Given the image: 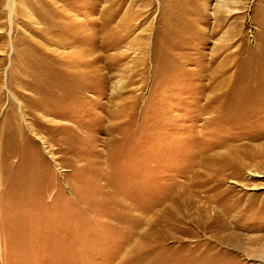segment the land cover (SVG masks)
Instances as JSON below:
<instances>
[{"label": "rangeland", "instance_id": "obj_1", "mask_svg": "<svg viewBox=\"0 0 264 264\" xmlns=\"http://www.w3.org/2000/svg\"><path fill=\"white\" fill-rule=\"evenodd\" d=\"M248 201L264 0H0V264H264Z\"/></svg>", "mask_w": 264, "mask_h": 264}, {"label": "bare ground", "instance_id": "obj_2", "mask_svg": "<svg viewBox=\"0 0 264 264\" xmlns=\"http://www.w3.org/2000/svg\"><path fill=\"white\" fill-rule=\"evenodd\" d=\"M85 53H86L85 48L80 45L68 57L69 60H67V62L68 63L71 62L72 65L74 64L75 65L74 66L75 69H77L74 72H71L73 78L77 77V76L80 77V78H84L85 77V76H83L84 75V73H83L84 69H82L83 56H84ZM65 69H67V67H65ZM79 85H81V84H79ZM14 115H16V114H14ZM256 119H257L256 116H252L251 121H255ZM252 154H253V152H252ZM252 154H251V151H248L246 149H242V150H240V158L239 159L229 158L228 161H227V164H230V167L232 169H235V174L238 175L240 170H241V168H242L243 159L248 157V156H250V155H252ZM226 168H228V166H226ZM208 169H212V166H208ZM195 172H197L198 174H202L197 169H195ZM210 182H212L213 185H211V184L210 185H206L205 186L206 190H215L216 188L219 189L221 187L220 181H211L210 180ZM221 191L223 193L226 192L224 189H222ZM225 201H226L225 197H221V198H217L216 199V202H217V204L219 205V208H220L218 214L220 216H222V217H225V215L228 216V215L231 214V213L228 214L230 212V206L228 204L226 205ZM255 204H256V202H254V201H248L247 206L251 207V208H249L243 214L240 213L238 220L243 219L246 227L253 226L254 229H258V230H262L263 229L264 230V215H263L264 214V202L260 203V208L258 210H256V211L253 209ZM234 222H236V221H234ZM215 223H216V218H214L211 222H209V220H207V219H204V221H203V225L204 226H208V225L212 226V225H215ZM229 223H233V222H231L229 220ZM229 223H228V225H229ZM228 225L227 224H223L224 228L225 227H229ZM258 239H260L261 240L260 242L262 243V240H264V235L263 236L259 235ZM257 243H254V244H257Z\"/></svg>", "mask_w": 264, "mask_h": 264}]
</instances>
